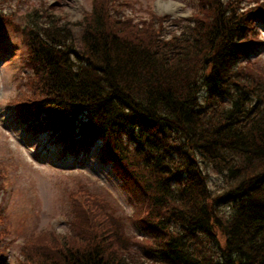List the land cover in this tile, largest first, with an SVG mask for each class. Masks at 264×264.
<instances>
[{
    "label": "trees",
    "instance_id": "1",
    "mask_svg": "<svg viewBox=\"0 0 264 264\" xmlns=\"http://www.w3.org/2000/svg\"><path fill=\"white\" fill-rule=\"evenodd\" d=\"M131 3L92 0L75 34L47 6L43 25L0 10L25 48L14 112L72 159L93 150L132 206L78 182L69 232L29 234L19 264H264V0H195L170 33Z\"/></svg>",
    "mask_w": 264,
    "mask_h": 264
},
{
    "label": "rangeland",
    "instance_id": "2",
    "mask_svg": "<svg viewBox=\"0 0 264 264\" xmlns=\"http://www.w3.org/2000/svg\"><path fill=\"white\" fill-rule=\"evenodd\" d=\"M131 1V7L127 5L122 9L135 20L148 18L151 12L168 14L163 30L169 33L179 31L182 19L195 9V0ZM91 4L92 0H0V10L15 13L19 22L27 21L28 15L33 14V20L42 24L46 19L43 7L47 6L48 12L62 15L63 21H69L75 34L80 29L76 23ZM260 36L263 43L250 55L256 68H264V27L260 28ZM23 52L25 48L18 36L11 31L4 32L0 37V167L4 169L0 172L4 184L0 191V211H4L0 230L8 232L5 239L0 238L1 244H7L4 264H19L22 243L29 234L46 235L53 230L63 235L69 232L66 222L72 216L69 215V193L77 188L78 182L82 181L94 190L108 189L119 202L124 218L132 210L121 187V179L111 165L97 158L93 150L88 156L81 154L72 159L49 141L50 136L26 129V123L14 112L9 100L20 83ZM211 174L212 181L217 182L218 176ZM218 237L223 241L221 235Z\"/></svg>",
    "mask_w": 264,
    "mask_h": 264
},
{
    "label": "water",
    "instance_id": "3",
    "mask_svg": "<svg viewBox=\"0 0 264 264\" xmlns=\"http://www.w3.org/2000/svg\"><path fill=\"white\" fill-rule=\"evenodd\" d=\"M209 59H210L209 57H208V58H206V59H205V62L207 63V62L209 61Z\"/></svg>",
    "mask_w": 264,
    "mask_h": 264
}]
</instances>
